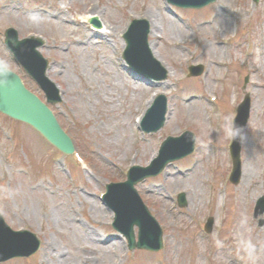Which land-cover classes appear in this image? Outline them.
<instances>
[{
    "label": "rangeland",
    "instance_id": "obj_1",
    "mask_svg": "<svg viewBox=\"0 0 264 264\" xmlns=\"http://www.w3.org/2000/svg\"><path fill=\"white\" fill-rule=\"evenodd\" d=\"M150 1L153 0H0V26L5 23V27L13 28L18 38L33 35L44 41L39 51L49 60L46 75L62 94L61 112L59 111L58 118L87 162V167L78 172L80 181H77V184L75 182L74 186L66 187V182L61 179L56 165L48 156L49 153L59 156L58 153L29 131L24 124L8 122L0 116V122L3 121L5 128L11 127L8 131L15 139L12 142L15 154L11 162L8 157V144L0 136V178H4V181L0 180V210L8 221L22 219V223L28 222L45 238L37 255L4 264H79L77 258L84 254L94 256L89 264H95L96 259V264H108L116 254L120 260L123 259L122 248L115 241H107V237L108 240L110 239L107 235L109 230L106 228L107 212L97 205L94 196L101 191L102 184H105L107 179L121 176L122 172L118 167L124 169L130 163L145 164L157 143L165 135H178L184 129H189L196 135L194 154L191 158L188 157L169 167L167 173L156 177L152 184L157 188L167 184L165 190L169 194L174 187L169 182L171 177L176 176L183 185L185 182L193 181L197 175L206 173V165H209L208 170H211L212 156L216 164L217 162L221 164L216 168L215 175L219 168L222 175L227 174L229 162L224 144L226 145L229 127L226 128L225 133H221L224 131L223 124H229L230 118L224 115L219 122V116L223 111L220 106L222 102L235 105L240 99L238 94L243 75L248 77L247 91L251 95L253 104L251 110L253 121L249 123V134L245 136L241 157L244 170H248L245 179L247 186L242 185L243 178H241L242 182L231 187V193H238L235 197H238L240 202L242 214L240 216L244 224L241 228L246 225L256 233V238L248 243L247 249L251 246L256 252L255 256L260 257L261 263L258 264L264 263V240L261 239L264 237V223L260 227L255 223V225L247 223V216L249 217L252 211L254 201L258 196H264V39L252 33L253 43L250 42L244 47L249 50L250 55H246L244 50L243 53L238 52L235 56L236 53L232 52L229 46L224 49L219 43L220 37L227 35L223 31L216 32L220 27L218 23H214V18L209 25L196 26L194 23L197 20H208L214 6L197 13L176 11L177 20L168 14L172 21L162 14L157 3L149 4ZM237 1L221 0L218 5L223 8L225 6L234 8L235 5L244 8V2ZM260 1L250 19H247V25L254 19L264 25V12L260 11V5L261 3L264 5V0ZM8 4L13 11L11 9L10 12L9 8L3 9ZM18 7L25 12L27 9L37 11L35 17L30 16L31 18L24 20L22 10H14ZM85 8L89 12L84 13ZM127 12L146 13L151 17L150 46L156 57L171 69V77L167 84H175L177 88L185 87L187 92L202 96L201 99L191 100L190 98L193 97L186 98L188 94L184 99L182 97L187 92L174 95L170 87L164 86V91L169 96V115L164 127L156 134L147 136L144 141L139 138L136 140L130 119L135 111L142 108L149 100L150 94L147 90L142 91L141 88H139L140 92L130 89L134 84H128L129 82L119 75L118 62L110 61L109 56L113 57L114 54L108 53L109 44L113 45L115 51L120 49L119 27L124 24ZM83 13L85 16L88 14L95 16L101 24H105L106 33L103 38L94 34L85 19L78 21ZM168 20L171 21L169 24ZM244 24L245 22H240L235 25L237 37L230 40V46L243 39L242 33L246 32ZM253 31H256V27H253ZM183 36L196 37V41L182 46L180 51L172 43ZM249 38L251 39V36ZM214 45L216 48H222L218 54L225 60L227 68L217 70L212 66L217 59H209L213 57L214 51L206 46L214 48ZM183 49H188L191 53V57L185 54L183 58L200 61L209 67L210 71L205 78L182 79ZM7 55L4 52L1 57L10 68L18 71L17 66ZM238 58L243 64L239 65ZM28 80L29 78L26 77L27 84L35 89ZM206 81L208 83H205ZM205 87L209 90L205 91ZM210 94L218 97L215 105L206 102V97ZM110 106H114V111L109 112ZM55 112L58 113L57 109ZM66 115L68 119H65ZM131 154L136 155L133 162L129 159ZM19 167L29 168L30 176L27 178L26 175H20L17 171ZM177 172L183 174L176 175ZM251 184L254 187L250 186ZM144 193L147 197L146 192ZM153 199L155 198L152 195L148 200L152 202ZM165 202L168 204L167 200ZM165 202H161V208L153 209H156V216L162 222L164 230L169 231L173 220L168 210L164 209ZM213 208H216V205ZM209 210L218 222L222 214L219 212L218 215L211 207ZM162 211L165 213L164 216ZM81 214L87 218L91 226H88L87 233L79 236L71 220L72 217H79ZM202 214L203 212L200 213ZM229 218V212L226 222L222 218V234L220 233L221 237L216 241L215 246L226 248L236 246L243 249L241 243L245 241L247 231H243L244 240L239 238L235 227L232 232ZM82 219L87 222L83 217ZM78 224L82 225V223ZM192 231L196 233L194 228ZM109 243L116 248L111 255H108ZM198 248H202L201 242ZM135 256L134 260L129 259V264H148L144 254ZM217 259L219 262L216 261L215 264L223 261L224 257L219 253Z\"/></svg>",
    "mask_w": 264,
    "mask_h": 264
},
{
    "label": "water",
    "instance_id": "obj_2",
    "mask_svg": "<svg viewBox=\"0 0 264 264\" xmlns=\"http://www.w3.org/2000/svg\"><path fill=\"white\" fill-rule=\"evenodd\" d=\"M0 76H3V73H0ZM12 79V76L7 74L5 79H0V111L35 126L60 149L65 150L70 146L48 110L34 95L22 90L19 85L17 90V86L11 82Z\"/></svg>",
    "mask_w": 264,
    "mask_h": 264
},
{
    "label": "bare ground",
    "instance_id": "obj_3",
    "mask_svg": "<svg viewBox=\"0 0 264 264\" xmlns=\"http://www.w3.org/2000/svg\"><path fill=\"white\" fill-rule=\"evenodd\" d=\"M91 10H93V9H91ZM36 12H37V11L30 10L28 13L24 14V15L22 16V18L25 20V19H28V18H31V17H35ZM30 16H31V17H30ZM14 17L17 18L16 15H14ZM101 31H102V29H101Z\"/></svg>",
    "mask_w": 264,
    "mask_h": 264
},
{
    "label": "clouds",
    "instance_id": "obj_4",
    "mask_svg": "<svg viewBox=\"0 0 264 264\" xmlns=\"http://www.w3.org/2000/svg\"><path fill=\"white\" fill-rule=\"evenodd\" d=\"M229 135H230L232 138H235V136H234V132L232 131V126H230V129H229Z\"/></svg>",
    "mask_w": 264,
    "mask_h": 264
}]
</instances>
